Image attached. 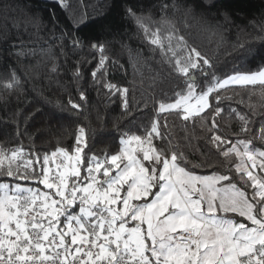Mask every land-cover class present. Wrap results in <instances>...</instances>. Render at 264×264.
I'll use <instances>...</instances> for the list:
<instances>
[{
  "label": "snow or ice",
  "instance_id": "6c2138e0",
  "mask_svg": "<svg viewBox=\"0 0 264 264\" xmlns=\"http://www.w3.org/2000/svg\"><path fill=\"white\" fill-rule=\"evenodd\" d=\"M126 11L153 55L184 78L185 87L173 92L172 102H158V113L175 112L183 121L211 117L212 131L224 111L221 90L251 86L255 94L259 86L264 95V67L221 78L166 16L155 21ZM161 26L167 29L163 33ZM72 43L82 46L75 36ZM90 46L101 53L91 73L95 81L108 58L104 44ZM198 77L204 84L200 91ZM0 85L12 92L21 81L12 73ZM103 86L110 94L119 92L127 107L128 87ZM236 115L240 131L248 132L249 117ZM259 133L264 139V124ZM88 135L79 126L71 151L59 147L42 161L22 159V147L10 154L0 148V175L31 179L46 189L0 182V264H264V150L252 139L233 141L215 133L209 138L226 162L236 158L241 187L228 174H195L170 144L156 147L153 139L163 140L158 120L143 136L126 134L115 154L86 155Z\"/></svg>",
  "mask_w": 264,
  "mask_h": 264
},
{
  "label": "trees",
  "instance_id": "16d2710c",
  "mask_svg": "<svg viewBox=\"0 0 264 264\" xmlns=\"http://www.w3.org/2000/svg\"><path fill=\"white\" fill-rule=\"evenodd\" d=\"M128 8L155 21L166 16L221 78L264 67V0H0V81L10 80L12 73L21 81L12 92L0 85V148L10 154L22 147V159L39 156L42 161L59 147L71 151L77 128L84 126L86 155H110L119 151L126 134L143 136L158 120L163 140L154 138L156 147L170 144L193 172L228 174L243 187L234 170L236 158L226 162L209 138L215 133L233 141L252 139L264 150L259 86L255 94L251 86L221 90L224 111L215 117L218 129L212 131L211 117L183 121L175 112L158 113V102H172L173 92L185 87L184 78L172 73L158 53L153 55ZM161 27L162 33L167 30ZM74 36L82 46L73 45ZM93 43L104 44L108 58L104 75L98 72L95 81L91 73L101 53L91 48ZM106 82L129 88L126 108L119 92L110 94L103 86ZM197 85V91L203 89L202 78ZM70 101L81 108L73 109ZM236 112L249 117L248 132L240 131ZM35 167L39 171L41 164ZM0 182L42 186L5 175Z\"/></svg>",
  "mask_w": 264,
  "mask_h": 264
},
{
  "label": "rangeland",
  "instance_id": "374dc122",
  "mask_svg": "<svg viewBox=\"0 0 264 264\" xmlns=\"http://www.w3.org/2000/svg\"><path fill=\"white\" fill-rule=\"evenodd\" d=\"M52 167H54V165H52ZM195 174H197V173H195ZM197 175H201V174H197ZM22 186H24V187H32V186H27V185H22ZM34 188H40L41 190H46V189H44V187H43V185L42 186H34ZM76 210H78V209H76Z\"/></svg>",
  "mask_w": 264,
  "mask_h": 264
}]
</instances>
